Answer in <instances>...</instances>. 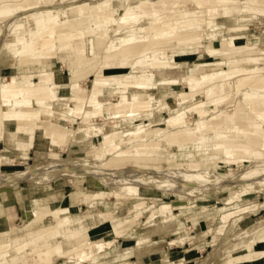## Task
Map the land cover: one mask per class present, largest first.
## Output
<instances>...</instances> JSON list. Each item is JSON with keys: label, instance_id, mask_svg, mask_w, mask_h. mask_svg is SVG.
<instances>
[{"label": "rangeland", "instance_id": "1", "mask_svg": "<svg viewBox=\"0 0 264 264\" xmlns=\"http://www.w3.org/2000/svg\"><path fill=\"white\" fill-rule=\"evenodd\" d=\"M132 1L24 0L26 4L23 3V0H6L7 4L5 2L0 3V20L4 21V25L0 23V29L7 26L6 33L9 32L10 36L16 35V31L12 29L17 20H20L19 23L24 22L27 27L28 22L32 21L36 29L38 28V19H48L49 17L56 19L57 25H63L64 29L65 25H69V23H72L71 29H81L85 32H88L89 29H95L94 25L98 27L97 34L101 38L99 37L98 41L97 39L94 40L96 45L95 56L91 60L79 59L72 51L59 48V59L52 63L46 62L43 58H35L34 56V59L33 56H29L22 59L17 58V60L11 59L0 64V66L13 69V71H5L4 76H1L8 80L11 76L17 75V72L19 74L21 68L26 70L22 73L23 76L31 82L34 77L48 75L53 70L63 80L67 79L71 73L77 75L78 79L74 84L81 86L85 92L77 95L81 100L76 102V107L68 113L69 122H71V125L67 124L68 131L72 132L78 122L70 121L71 117L80 116L79 110H84L89 99L88 96L95 88L97 90V87L98 89L102 88L101 95L103 97L97 95L111 104L115 103L114 99L124 97L119 98V95L128 93H133L132 96L127 97L129 99L138 94L144 99L153 101V107L159 106L161 102L165 101L170 91L176 95H181L182 99V104L179 107L165 114L164 117L162 114L163 118L159 121L155 117L152 118L151 115H143L140 119L136 118L126 122L128 125L121 126V129H115V132L120 133L115 139H111V143H113L112 146H116L113 156H117V159L104 160L98 163L92 160L78 159L85 155L86 148L101 147L100 138H96L93 139L90 146L79 145L81 149L78 152L69 155L62 153L60 157L64 159L40 166L36 170L31 169L32 174L40 181L44 176L42 174L44 170L51 169L55 172L56 170H53L52 167L62 166L63 173L46 175L43 179L49 183L58 184L60 187L65 185L67 193L85 191L88 187L110 191L113 193L112 197L105 199L102 193H95V196L90 198L91 202L99 198L105 199L99 204L103 209H110L112 206L116 210H121L127 205L144 207L149 204L152 209L144 217L148 218L152 215L154 221L161 220L157 215L158 207L164 206L167 211L174 207L178 210L174 212L177 215L170 218L176 219L177 223L184 224L186 234L183 236L188 238L192 231L187 230L188 226L191 225L189 222L187 223L188 217L208 213L217 223L219 213L225 211L217 209L221 207L219 204H215L217 198L225 197L224 200H221L225 205L240 201L237 207L242 206L243 208L238 212L220 214L222 222L231 220L228 233L224 238L214 245L213 249L207 247V241H211V238L208 237L196 246H190L186 243L182 248L198 250L197 247L201 246L204 247L205 251L194 255V260L191 262H187V259L184 258L181 260L185 264H222L224 260L232 257L235 247L244 246L248 251L264 250V218L258 217V214L264 217V124L259 122V119H256L249 109L251 103L264 99V82L259 85V93L247 91L254 79L264 76V42L255 37V34L264 30V24L247 27L245 30L234 29L228 34H233V36L222 40L218 36L214 37L215 32L212 30L214 22L211 26L204 22L208 18L205 11L206 6H197L193 0H166L168 1L166 3L157 0L158 3H148L143 9L135 12L136 18L133 17L122 23L123 9ZM205 1L211 3L209 6L215 5L216 2L219 3L216 4L217 12L213 15L216 18L241 15V11L244 10V13L249 11L255 16L259 14V18L264 20V0ZM171 14H182L186 18L199 17L204 21L191 24L186 33H174L175 36L174 34L171 35L170 43L161 46L169 49H189V52L184 53L183 58L177 57V62L170 64L169 68L148 67V71L143 68L136 69L142 65L144 56L150 54V49L157 48L148 43L152 39L138 44L134 47L136 50L128 52L126 56H121L117 51L108 50L117 40H122L124 44H130L138 38L143 32L139 27L145 21L151 18L167 17ZM58 16L59 19H57ZM148 34V38L155 35ZM164 34L168 35L170 31L166 30ZM234 34L239 35L234 36ZM177 36L180 38L177 39ZM23 37L28 38L29 32H26ZM27 38H24L23 41ZM157 38L163 37L159 34ZM182 38L185 39V43H179L178 40H182ZM172 40L177 41L174 43ZM19 47V42H16L12 48H5L1 52L2 54L5 52L13 54L17 52ZM106 52L114 57L113 61L116 63L114 68H111L109 76L96 78L97 63L103 59ZM247 54H252V56L246 58ZM251 60L254 61L251 62ZM255 60L263 61V63ZM71 62L72 64H70ZM37 67H42V69L36 70ZM15 68L17 71H14ZM248 68L260 69L248 71ZM192 69L194 72H191ZM119 78L123 80L115 82ZM192 83H199V87L190 92L189 85ZM148 84L153 87L145 86ZM92 86H94L93 89ZM109 94H112L111 97H106ZM177 114H182L187 125L192 121L197 123L190 136L178 138L176 137V130L169 128V121H172ZM200 114L203 116L199 117ZM41 116L50 118L49 126L58 127V123L53 121L55 118L51 113L37 111V117ZM211 118L212 120H210ZM208 120H210V124H208ZM103 121H108L107 126L109 128L118 125L116 120H105V118L92 116L86 126L95 125L96 128H99ZM131 129H138L141 133L128 141L126 140L123 145L119 144L117 140L124 136L125 131ZM16 131L15 125H10L7 128L8 134ZM48 156L46 155L40 162L49 163L51 159ZM28 164H32V162L18 167V171L25 170L29 166ZM84 166L94 167L93 171L88 168L84 169ZM1 171L4 172V170ZM101 178L108 179L107 185L100 184ZM17 184L13 185L16 186ZM10 185L8 184V186ZM4 188L0 187V191ZM80 209L83 210V207ZM245 212L248 213L249 218L243 214ZM22 218L21 220V216H17L14 219H8V226L11 227L9 233L12 235L8 234L7 237L15 238L27 235V228L22 223L24 219L28 220L29 212H25ZM31 218L33 219V217ZM5 221L6 218L1 220L0 224ZM44 221H48V224L53 223L51 222L52 218H46ZM142 221L144 220L139 221L140 225L143 223ZM104 227L107 233L88 237V243L94 240L93 242L97 241L104 245L102 241H106L108 245L114 239L113 236L115 238L125 237V241L129 242L125 244L126 246L133 243L132 228L128 230L125 226L113 228L105 223L99 229ZM208 227L209 224L205 222L202 225V231L207 230ZM139 228V226L136 227L135 231H139ZM231 229L233 233L230 235ZM240 229L242 230L239 232ZM248 229L251 230L247 231ZM241 232L248 234L239 241H232V238ZM7 237L0 235V254L12 257L15 249L7 241ZM41 237L35 243H38ZM176 237L172 234L154 237L147 246L148 250L143 251V253H156L155 249L164 248L167 253L170 250V258L179 259L182 257L181 252H179L181 250L175 247L178 245L177 243H172ZM139 238L140 235L137 238L138 244L143 245ZM169 238L171 246L166 244ZM63 240L60 239L54 243L63 242ZM255 245H263V247L254 249ZM116 246L118 247V244ZM104 247L106 248V246ZM66 248L68 246H62V249L66 250ZM67 255L63 253L62 256L66 259ZM30 259L27 257L22 262H29ZM133 260L132 258L131 261Z\"/></svg>", "mask_w": 264, "mask_h": 264}, {"label": "crops", "instance_id": "2", "mask_svg": "<svg viewBox=\"0 0 264 264\" xmlns=\"http://www.w3.org/2000/svg\"><path fill=\"white\" fill-rule=\"evenodd\" d=\"M5 1L6 0H0V3L2 4ZM240 14L241 15L216 18L214 25L212 26V30L215 32L214 37L218 36L222 40H225L226 38L233 36V34H228L234 29L240 28V30H245L247 27L264 24V20L259 18V14L255 16L249 11L244 13V10L241 11ZM46 19L47 18L38 19V21ZM19 21L20 20H17L15 22V26L12 29L13 31H16V35L10 36L9 32L7 34V26H4L2 29H0V64H4L5 62L13 59V57L18 52L17 50V52L13 54H8L7 52L2 54L1 51H3L5 48H12L16 42H19L21 46L23 39L27 38L23 37V35L25 36V33L29 32L28 27L26 24H24V22L19 23ZM0 23L4 25V21L0 20ZM71 25L72 23L65 25L66 35L68 38L75 39L76 37H82L84 36V33H86V35H92V54L94 57L96 46L94 40L97 39L98 41L101 38L97 34L99 31L98 27L94 25L95 29H89L88 32H85L81 29H71ZM235 35L239 34H234V36ZM255 37L259 41L264 42V30H261L259 34H255ZM122 45L123 43H120L114 49L112 48V50H118L122 47ZM82 55L83 54L77 57L79 59L87 58L86 56ZM250 56H252V54H247L245 57L248 58ZM56 59L57 58L55 56H51L45 61L52 63ZM252 61L254 60H251V62ZM255 61L263 63V61L260 60ZM70 64H72V62ZM97 66L98 67L95 70L96 78L107 77L110 75V70H101L99 63H97ZM40 69H42V67H37L36 70ZM256 69L260 68H248V71H256ZM5 71H13V69H8L1 65L0 78H3L1 76H4ZM14 71H17L16 68ZM25 71V69L21 68L19 70V74L17 72V75L14 76H17L19 82H21L26 87H48L54 107L52 110L46 111L45 113H51L54 116L55 119H53V121L55 120V122L58 123V127L56 128L48 125L50 119L49 117H37V111L41 112L40 109L45 108L46 103L49 101L46 99L35 98L14 100L12 101V106L14 108L11 110V113L14 115H30L34 118H38L39 123L36 124L33 134H24L19 131L8 134L7 127L2 131L0 128V171L4 170V172H1H6L5 174H13L17 176V178L14 180L11 178H5L6 180H1L0 187L5 188L4 190L0 191V221L4 218H6V221L0 224V235L7 237V235L10 234L9 232L11 231V227L10 225L8 226L9 218L14 219L17 216H21L22 220V215L25 212H31L34 214V218L31 222H28L27 219H24L22 223L23 226L27 228V235L25 237H7V241L10 242L12 248L15 249L14 255L12 257H8L7 255L3 256L0 254V264H35L38 261L40 262L39 264H67L65 262L66 259L63 256L62 259H60L57 254V252L60 250V246L66 247L68 240H65V238H67V236L70 234L86 237L89 235V233H91V231L106 234L107 230L105 227L99 229L100 226H102V224L105 225V223L113 228H119L123 226H125L127 230L132 228L131 232L133 233V243L130 244V246H126L125 244L129 242L125 241V237L115 238L113 236L114 239L108 245L106 241H102L104 246H106L105 250L85 264H142V262L143 264H185L181 259L184 258L187 259V262H191L194 260V255L203 253V251H205L204 247L201 246L197 247L198 250L182 248L186 243L190 246H196L201 241L206 239V237H208L211 238V241H207V247L213 249L212 247L218 244L224 238L226 233H228L231 220L222 222L220 214L223 212H238L243 208L242 206L237 207V204L240 201L231 205H225V203H222L221 201L224 200L225 197L221 199L217 198L215 204H219L221 206L217 209L219 211L225 210L219 213L217 223L215 222V219L208 213H200L198 215H192L188 217L187 223L189 222L191 225L188 226L187 230H192L191 236L188 238L183 236L186 234L184 231V224L177 223L176 219L172 220L170 218L177 215L174 214V212L178 210H176L174 207H172L170 211L165 210L166 208H164V206L158 207L157 215L161 220L154 221L152 215L148 218L144 217V215L152 209V206L149 204L144 207L127 205L121 210H116L112 206L110 209H103L99 206V204L106 198L113 196V193L110 191H105L102 188L95 189L88 187V189L85 191H79L78 194H76L77 191H71L67 193L65 185L60 187V185L49 183L44 179L39 181L38 178L32 174V170H36L43 165H48L51 162L64 159L60 157L62 153H68L69 155L78 152L81 149L79 145L84 147L92 145L93 139L100 138V144L103 143L104 139H115L120 132H115V129L113 128L105 131L104 135L98 134L92 137L84 136L81 138V140H79V136L76 135L75 132H85L87 130V126L84 124V119L88 118L89 121V119L92 117L93 111L92 107L86 102L84 110H79L80 116H72L70 119V121H78L76 126L73 128V131L70 132L67 130V124L71 125V122H69L68 113L76 107V101L80 102L81 99L77 97V95H81L85 92L81 86L74 84V82L78 79V76L74 73H71V75L69 74L67 76V79L63 80V78L56 74L53 70L48 75H39L38 77H34L33 81L31 82L27 80L25 76H23L22 73ZM122 80V78H119L115 82ZM145 86L153 87L149 84ZM93 88L94 86H92V89ZM101 90L102 88L98 89L97 87L96 93L101 95ZM111 95L112 94H109L106 97H111ZM132 95L133 93H128L121 94L118 97L121 98L124 96L127 98ZM101 97L103 96L101 95ZM101 97L99 96V98ZM69 104H71L73 108L68 112ZM105 113H107V111H105ZM124 125L128 124L126 122H122L119 124L118 129H121V126ZM46 155L49 157V159H51V161L47 164L40 162V160L44 159ZM35 160H37V162H34ZM28 162H32V164H28L29 166L26 167L25 170L18 171V167H21ZM8 184L11 185L8 186ZM13 184L17 185L15 186ZM38 186L43 187L39 188ZM95 193H102L105 199L99 198L91 202L90 198L95 196ZM72 195H74L73 198L71 197ZM80 207H83V210H81ZM27 208L28 210H26ZM243 214L247 216L246 218H249L248 213L245 212ZM259 216L264 218L262 215L258 214V217ZM46 218H52L51 222L53 223L48 224V221V223L45 222L44 220H46ZM140 220H144L142 221L143 223L141 225L139 224ZM205 222L209 224V227L207 230L202 231V225ZM138 226L140 228L139 231L136 232L135 228ZM145 230L150 231L151 234L148 236L149 239L145 240L143 245H140L137 242V238ZM52 232L55 234H52ZM48 233L51 234L45 236L43 240H41L42 242L35 243L39 237ZM229 233L230 235L233 233L232 229L229 231ZM162 234H172L177 236L173 239L172 243L178 244L175 245V247L181 250L179 251L182 254L181 258H170V250H168L167 253L164 248L155 249L156 253H143V251L148 250L147 246H149L148 244H150L151 239L154 237H159ZM10 235H12V233ZM105 236L107 237L108 234ZM60 239H64L63 242L54 243ZM116 244H118V247ZM166 244L167 246H171L170 238L167 240ZM260 247H263V245H255L254 249ZM108 253H110V255H107ZM27 257L31 258L30 261L22 262V260ZM132 258L134 259L133 261H131Z\"/></svg>", "mask_w": 264, "mask_h": 264}, {"label": "bare ground", "instance_id": "3", "mask_svg": "<svg viewBox=\"0 0 264 264\" xmlns=\"http://www.w3.org/2000/svg\"><path fill=\"white\" fill-rule=\"evenodd\" d=\"M162 1L164 3L168 2L166 0H162ZM193 1L197 6H201V5L206 6L205 11H206V16L208 17L207 21L206 20L204 21L202 18H199V17L186 18V17H183L182 14L181 15L171 14L163 18H151L150 20L145 21L144 24L141 25V27H139L140 30L143 31L142 34L138 38L133 40L130 44L128 43L124 44L122 40H117L115 41L114 45L112 44V47H110L108 50H112V48L114 49L116 46H118V44L123 43L120 49L118 50L116 49L114 51H117L121 56H126L128 52L136 50V48L134 47L137 46L138 44H142L143 42L149 41V39H152L151 42L149 41L148 43H151L153 46L157 48L150 49V54H147L144 56L142 65L137 67L136 69L138 68L147 69L148 67L166 69L168 66H170V64L177 62V59H176L177 57L183 58L182 56H184V53L189 52V49L181 50V49H169V48H164V47L162 48L161 46H164L167 43H170L171 35H173L174 33L179 34L180 32L186 33L187 28H189V26L195 22L201 23L204 21L206 22L205 24H208V26H211L212 23L214 22V19L216 18V17H213V15L217 12L216 4H219L218 2H216L215 5L209 6V4L211 3L205 0L202 2L199 0H193ZM23 3H26V2H24L23 0ZM148 3L154 4L158 2L157 0H133L132 2L128 3L125 9H123L124 12H123L121 22L122 23L126 22L133 17L136 18L135 12L143 9L144 6ZM143 18H146V17H143ZM57 19H59V16ZM132 20L134 21V19ZM37 24H38V28L36 29L32 21L28 22L29 37L25 41H22L21 46L18 49L17 54L13 57V59L17 60V58L22 59V58H26L29 56L30 57L33 56V58L34 56L35 58L36 57L43 58L44 60H47V58L51 56H55L57 59H59L58 57L59 48H62L63 50H68V51L70 50L73 52L75 56H80L81 54H83L82 56H86L87 59L89 60L94 58L92 54V50H93L92 35H86V33H84L83 34L84 36L82 37H78V38L76 37L75 39L68 38L66 35V30L63 28V25H57L56 19H51L50 17L46 20L38 21ZM166 30L170 31V34L165 35L164 32H166ZM148 33H152L155 35H151L153 37L148 38L149 37ZM159 34L163 38H157V35ZM178 38H180V36L179 37L177 36V39ZM184 40L185 39L182 38V40H178V41L179 43L180 42L185 43ZM175 41L173 42L175 43ZM147 47L149 46L147 45ZM60 51L62 50L60 49ZM185 56H188V55H185ZM113 59L114 57L112 55L107 54L106 52L103 59L99 62L100 69L101 70H111V68L116 63V62L114 63ZM39 60H42V59H39ZM42 62L44 61L42 60ZM48 63H51V62H48ZM192 71L193 69L191 70V72ZM262 82H264V76H259L258 78L254 79L250 83L249 89L247 91L251 90V91L259 93V90H260L259 85H261ZM198 87H199V83H192L189 85V91L190 92L194 91ZM35 98L46 99L47 101H49L46 103L45 108L40 109L41 112H46V111H50L53 109L54 106L52 104V98L50 96L48 87H38V88L26 87L21 82H19L17 76H12L9 80L1 78L0 80V128H1V131L6 127L9 128L10 125H15L17 127V131L22 132L24 134H33L36 128V124L39 123L38 118H34L30 115H26V116L14 115L11 113V110L14 108L12 106V101L35 99ZM114 101L115 103L111 104V103H108L107 101H104L102 98H99V96L96 93V89L91 93L87 103L89 106L92 107V111H93L92 116L105 118V120L115 119L118 125L109 128L107 126L108 121H106L107 124L106 122L103 121V123L99 126V128H96L95 125H90L87 127V130L85 132H75V134L79 136V140H81V138H83L84 136L92 137L98 134L104 135V132L107 131L108 129L114 128L117 130L119 128V124H121L122 122L128 123L133 119H136V118L140 119L143 115H149V116L151 115L152 118L155 117L159 121L165 116V114L172 112L173 110H175V108L179 107L182 104L181 95H176L172 91L169 92V96L165 99V101L161 102L159 106H156V107L152 106L153 101L144 99L138 94L131 99L123 97L122 99H117V100L114 99ZM76 102H79V101H76ZM249 107H250L249 108L250 111L254 114V117H256V119H259V122L264 124V99H259V100L254 101L253 103L249 105ZM72 108L73 106L69 104L68 112ZM106 110H108L107 111L108 113H105ZM162 114H163V117L161 116ZM202 116L203 114H200L199 117H202ZM210 120H212V118ZM210 120H208V124H210L209 123ZM84 121H86L84 122V124L87 125L88 118H85ZM196 124L197 123L195 121H192V122H189L187 125L185 123V119L182 116V114H177L175 115V118L172 121H169L168 126L170 129L176 130V133H177L176 137L181 138V137L190 136L192 134V131L195 130ZM140 133L141 132L138 129L137 130L131 129V130L125 131L124 136L118 139L117 141L119 144L123 145L126 140L128 141L130 138H133L134 136H137ZM111 139H114V138L104 139L101 147L92 146V147L86 148L85 155L78 159L92 160L97 163L102 162L104 160L117 159V156H113V154L116 151V146L115 145L112 146L113 143H111ZM86 166H87V163H86ZM86 166H84V169L88 168L90 171H93L94 167L89 168ZM52 168L53 170H56V171L54 172L51 169L44 170L42 172V174L44 175L43 178L46 177V175H50L53 173L58 174V173L64 172L62 166H55ZM5 178L6 179L11 178L14 180L15 178H17V176L13 174L9 175V174L0 173V180H3ZM114 179L117 180V178H114ZM107 181L108 179L106 178H101L99 180L101 185H107ZM76 193L78 194L79 191H77ZM71 197L73 198L74 195H72ZM31 217L34 218L33 213H29L28 222H31L33 220ZM241 230L242 229H240L239 232ZM249 230L251 229H248L247 231ZM91 233H95V234L92 235L89 233V235H87L86 237H82L81 235H72V234L68 235L67 238H65V240H68V243L66 245L68 246V248L64 250L60 246L59 247L60 250L57 252L60 259H62V255L64 253L65 255L68 254L65 260L67 264H85L91 261L93 258H95L100 253H102L105 250L104 245L99 244L97 241L93 242L94 240L88 243V237L99 236V234H102V233H97L96 231H91ZM50 234L51 233H48L44 235V237ZM52 234H55V233L52 232ZM150 234H151L150 231H147V230L141 233L139 240L142 241V244L145 240L149 239L148 236ZM247 234H248L247 232L238 233L232 238V241H239L245 238ZM43 238L41 237V239H39V242H42L41 240H43ZM62 250H64V252H62ZM263 262H264V250L248 251L244 246H241L239 248L235 247L232 252V257L224 260L222 264H262ZM39 263L40 262L38 261L35 264H39Z\"/></svg>", "mask_w": 264, "mask_h": 264}]
</instances>
